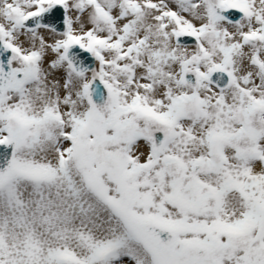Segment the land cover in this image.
I'll return each instance as SVG.
<instances>
[{"label":"snow or ice","instance_id":"1","mask_svg":"<svg viewBox=\"0 0 264 264\" xmlns=\"http://www.w3.org/2000/svg\"><path fill=\"white\" fill-rule=\"evenodd\" d=\"M0 264H264V0H0Z\"/></svg>","mask_w":264,"mask_h":264}]
</instances>
